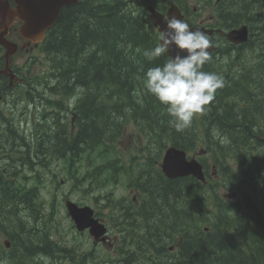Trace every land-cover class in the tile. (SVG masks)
I'll return each instance as SVG.
<instances>
[{
    "label": "trees",
    "instance_id": "trees-1",
    "mask_svg": "<svg viewBox=\"0 0 264 264\" xmlns=\"http://www.w3.org/2000/svg\"><path fill=\"white\" fill-rule=\"evenodd\" d=\"M173 2L187 9L199 3L210 7L221 30L241 24L256 30L254 23L260 21L264 29V0H219L215 6L216 0ZM153 4L151 0H80L64 8L57 28L50 29L43 42L47 60H33L38 70L31 66L32 72H24L27 84L17 88L0 84L1 96H9L14 107L11 127L6 123L0 138L24 142L18 155L11 153L8 184L0 180V259L7 264H86L74 256L77 249L67 241L57 245L50 239L53 200L48 211L36 184L11 182L9 187V183L24 165L34 180L39 176L31 166H45L48 157L76 161L87 152L91 164L83 176L108 175L104 184L91 185L107 187L112 176H120L118 164L122 168L125 162L130 169L127 175L137 179L146 208L143 214L131 217L112 209L105 219L128 226L125 239L139 241L141 261L264 264V32L258 34L262 40L255 37L237 52L225 40V54L211 51L212 58L202 70L220 75L224 87L217 90L205 113L194 116L190 128L177 132L169 126L165 106L143 86L146 71L162 67L168 59L164 54L149 61L143 54L158 43L148 12ZM251 45L256 48L253 52ZM2 51L0 46V65ZM253 86H258L256 98L247 101ZM46 91L50 93L46 104L52 107L42 109L43 130L26 133L21 124L29 123L31 107L40 104L35 95ZM1 119L5 122L4 116ZM214 130L218 137L214 138ZM126 135L129 144L139 149L138 154L128 149L130 157L124 160L114 148L123 145ZM169 147L199 155L206 182L191 176L168 179L160 163ZM76 173L66 172L67 179ZM3 241L9 243L8 250ZM33 252L41 261L27 259ZM130 254L131 249L127 260Z\"/></svg>",
    "mask_w": 264,
    "mask_h": 264
},
{
    "label": "flooded vegetation",
    "instance_id": "flooded-vegetation-1",
    "mask_svg": "<svg viewBox=\"0 0 264 264\" xmlns=\"http://www.w3.org/2000/svg\"><path fill=\"white\" fill-rule=\"evenodd\" d=\"M9 1H10L11 8L15 9V5L12 2V0H9ZM151 1L154 3L153 4L154 9H156L159 13L164 14V15L167 14L168 7L174 3L173 0H151ZM218 2H219V0H216V2L213 4V6H215ZM175 5L178 7V9L184 15V21L189 23L190 27L194 26V27H199L202 29L212 31L211 35H207V36L214 43L213 45L216 46V49L219 50L220 54H225L224 53L225 50H224V46H223L224 40L227 41L231 46H233V48H234L233 50H235L237 52V51H239L237 49V47L243 46L244 44H246L248 41H251L255 37L260 39L261 37L258 34L264 32V29H262V27H261L262 21H260L259 25L257 24V22L254 23V27L257 28L256 30H253V28L247 24H241V25L237 26L236 28H233L230 30L225 29L226 31L224 32L215 26L216 18H215V16H213L211 14V8L205 6L203 3H199L198 6L192 5L191 9L185 8V6L182 4H180V5L175 4ZM69 6H73V5H69ZM69 6H66L64 8H67ZM263 10H264V7H263ZM186 14L189 15V17H186L185 16ZM59 17L55 20L53 26L50 29L57 28L56 25L58 23ZM151 25L154 28L153 24H151ZM243 25L247 26L248 40L246 42H244L242 44H238V45L229 42L226 39L225 35L228 32H230L231 30L237 29ZM20 26H21V21L15 17L13 19V22L11 23L10 27L8 28L6 40H8L10 42H15L18 45V47L19 46L22 47L21 50H25V51H31L37 47L41 48L40 45L42 44L44 39L49 35L48 34L49 29L46 30L45 36H44V38L40 44L31 43L30 45H26V48H25L24 46L26 44V39L19 32ZM155 30L157 31V29H155ZM50 35H52V33ZM260 40H262V39H260ZM217 50H216V52H217ZM4 52H5V50H4ZM243 52H247V50L244 49ZM13 58L14 57L10 58V63L8 64V68L15 74L13 83H10L11 73L10 74L8 73L9 70L7 71V73H2V71H4L6 68L5 60H4L3 64L0 65V84L3 85L6 83V86H8L9 88L21 86L20 84H23V83L27 84L25 82L24 72L25 71L26 72L32 71V69L34 68L33 67L31 69V64H30L31 70H24L23 68H21V67L17 68L16 66H15V69L13 70V67H14ZM263 58H264V53H263ZM35 68H37V70H38V66ZM263 68H264V66H263ZM29 91H32V90H29ZM8 94H10V93H8ZM3 106H4V110L2 111ZM6 109L8 112L6 114H4L6 112ZM13 109H14V107L12 105V99L9 96L7 98L6 97L3 98L0 94V130H2V128H4L6 123H8V127H11V118L13 116V113H12ZM54 114L56 117L55 112H54ZM69 115H72V113ZM2 116L5 117V122L2 121V119H1ZM71 117L74 118V115ZM24 119H25V117L20 118V120H22V121ZM44 119H45V117H43L41 115V118H38L36 120V122L42 123V121ZM31 121L32 120L30 118L28 124L27 123L21 124L22 129L24 131H26V133L29 132V124ZM27 122H28V119H27ZM40 125L42 127H44L43 124H40ZM130 148L133 150V153L135 152L136 154H138L139 146H134V145H130V144H128V146L116 145V147L114 149L117 151V153L120 157H122L124 160H126L130 157L128 154V151H127ZM110 150H111V148H110ZM192 155L194 156L196 154H192ZM87 157H89L88 152L86 153V158ZM11 158H12L11 151L8 148H6V146L1 144L0 145V180H2L6 184H8V182H9V180L6 177V175L9 177V172H6V169L8 167V164H11ZM121 169H122L123 176L120 179L111 180V182L114 184V191L111 193V195L105 194L104 197L100 200L99 206L96 205L92 201L90 202V204L93 205L95 208L100 207V210L102 212L103 217L106 216L109 213V211L112 209H116L117 211L124 213V215H128L131 217H134V216L139 217L140 215L143 214V210L146 209V208H144L143 202L139 198V193H138L137 187L135 185L136 180H137L135 175H133V177H129L126 173L127 171L130 170L129 164L126 162L123 163V166ZM131 178H133L135 180V182H133ZM153 208L156 209L155 205H153ZM103 220L106 222V219H103ZM106 227H107V233L105 235V239L103 241H99V242L95 241L88 234V232H85L88 239H89L91 249H90V251H88L82 255H80L76 252V254L74 256L79 257L80 260L84 261L86 264H151V263L146 262V261L141 262L138 243H135L134 241H130V240L125 239V237H126L125 229L128 226L123 225V224H120V225L106 224ZM136 235L138 238V236L140 234L137 232ZM50 239L53 242H55L57 245L60 244V242L54 240L53 234L50 236ZM133 244H134V246L131 248V246ZM130 248H131L130 258L127 260V258L122 256V255L124 253H126ZM41 256H42V254H41ZM34 260L36 262V257H34ZM66 264H70V262H67Z\"/></svg>",
    "mask_w": 264,
    "mask_h": 264
},
{
    "label": "clouds",
    "instance_id": "clouds-1",
    "mask_svg": "<svg viewBox=\"0 0 264 264\" xmlns=\"http://www.w3.org/2000/svg\"><path fill=\"white\" fill-rule=\"evenodd\" d=\"M164 22L167 27L159 33L158 43L145 50L144 56L152 61L173 47L179 51L169 56L162 67L149 68L143 86L165 106L169 126L183 132L191 127L194 116L207 111L217 90L224 87V80L214 72L202 70L212 58L208 49L213 44L204 32L192 30L189 23L175 16L166 17ZM213 136H219L218 130L213 131ZM0 264H7V260L0 259Z\"/></svg>",
    "mask_w": 264,
    "mask_h": 264
},
{
    "label": "rangeland",
    "instance_id": "rangeland-1",
    "mask_svg": "<svg viewBox=\"0 0 264 264\" xmlns=\"http://www.w3.org/2000/svg\"><path fill=\"white\" fill-rule=\"evenodd\" d=\"M192 4L196 5L195 2H192ZM36 43L40 44L41 42ZM40 46L42 49L40 47H37L31 51L21 50L22 47L19 46L16 50V53L12 55V57H14L13 70L15 69V66L17 68L21 67L24 70H31L30 64L34 68L37 67L36 65L32 64L33 60L42 62H44V60L46 61L47 55L44 52L43 43ZM1 47L3 50L2 52H4L5 48L2 45ZM24 47L26 48V44ZM255 50L256 48L251 45L250 52H253ZM40 70L41 69H39V71ZM257 88L258 86L250 87V93L245 98V100L249 101L252 98H256L255 94L257 93H255V90ZM49 94V91H46L44 93L38 92L35 95L34 100H38L39 98L41 99L40 104L36 103V106L31 107L29 111V116L32 120L29 124V132L31 131V129L38 132L43 130V127L40 125V123L36 122V120L38 118H41V115L43 114V108L47 111L52 107V105L46 104V98L49 97ZM128 136L129 135H126L122 138L123 146H128ZM0 143L6 146V148H8L13 155H18L19 150L24 148V142L20 141L18 138L12 139L10 137L6 141H4V138H0ZM85 158L86 153L76 161H71L70 157L68 160L64 161H58V159H54V157H48L44 162L45 166L41 164H35L33 167L31 166V168H33V170H35V173L39 176L38 178L30 180L32 173H30L27 169L28 166L24 165L20 167V169L18 170V174L13 177L9 183V187L11 182H14L16 184L15 186H18L19 183L22 184L26 181L28 184H36L40 192L41 200L46 201L45 208L48 211L51 209L50 202L53 200V217H55V219L50 222L51 234H53L55 238L58 232V235L64 241H67L68 246L75 247L77 249L76 252L80 255L90 251L91 245L86 234L82 235V233H78L76 231L73 222L67 215L64 203L66 200H71L76 204L90 205V201H92V195L93 198L95 196L102 197L104 191L110 189V185H108L107 188H104L103 186L96 187L95 185H91L92 182H98L100 185L104 184L108 175H102L101 177L93 179L87 176H83L86 171L85 168H87L91 164V156L87 157L86 160ZM98 163H100V161ZM91 170H93V168L89 169V171ZM66 172L77 173L75 177L68 180ZM34 257H36V261H41V258L39 259L37 257L36 252H33V255H27V259L30 260H34Z\"/></svg>",
    "mask_w": 264,
    "mask_h": 264
},
{
    "label": "water",
    "instance_id": "water-1",
    "mask_svg": "<svg viewBox=\"0 0 264 264\" xmlns=\"http://www.w3.org/2000/svg\"><path fill=\"white\" fill-rule=\"evenodd\" d=\"M15 9L11 8L9 0H0V45L5 48L4 59L6 68L2 73L9 70L10 81L14 78L12 71L8 68L10 58L16 53L17 45L6 40L8 28L16 17L21 21L19 29L20 34L27 40L26 45L43 40L47 29L51 28L55 20L59 17L62 8L71 4H76L77 0H13ZM149 18L158 32L167 27L166 17L175 16L183 19L184 16L178 7L173 3L167 9V14H161L153 6L148 7ZM192 30H199L206 35H211L212 31L199 27H190ZM226 39L233 44H242L248 40L247 26L243 25L237 29L231 30L226 35ZM211 46L208 51L214 50ZM179 50L173 47L167 56H175ZM161 169L168 179L191 176L198 181L204 182L205 176L203 167L195 158L188 159L185 151L174 147H169L164 152ZM68 215L74 221V225L79 231L89 229L94 237L102 236L105 233V227L98 219L94 218V212L89 206L78 207L76 204L66 202ZM8 247V244H6Z\"/></svg>",
    "mask_w": 264,
    "mask_h": 264
},
{
    "label": "bare ground",
    "instance_id": "bare-ground-1",
    "mask_svg": "<svg viewBox=\"0 0 264 264\" xmlns=\"http://www.w3.org/2000/svg\"><path fill=\"white\" fill-rule=\"evenodd\" d=\"M222 31H224V32H225L226 30L224 29V30H222Z\"/></svg>",
    "mask_w": 264,
    "mask_h": 264
}]
</instances>
